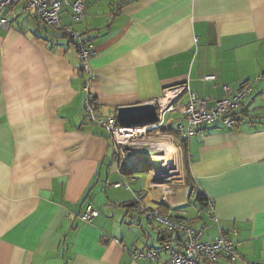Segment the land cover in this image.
<instances>
[{
  "label": "crops",
  "instance_id": "obj_1",
  "mask_svg": "<svg viewBox=\"0 0 264 264\" xmlns=\"http://www.w3.org/2000/svg\"><path fill=\"white\" fill-rule=\"evenodd\" d=\"M24 1L0 27V264H168L164 253L154 262L131 255L179 244L178 232L158 234L128 206L134 193L204 229L202 241L224 233L247 263L264 261V0H83L78 23L68 10L59 22L92 45L89 79L66 36L22 12ZM245 82L253 90L232 129L206 126L181 142L182 178L165 196L146 171L132 173L129 190L112 187L126 175L108 133L84 115L85 89L101 117L116 118L172 86L187 84L213 106ZM180 123L168 113L160 130L176 137ZM88 204L98 216L85 223Z\"/></svg>",
  "mask_w": 264,
  "mask_h": 264
},
{
  "label": "built area",
  "instance_id": "obj_2",
  "mask_svg": "<svg viewBox=\"0 0 264 264\" xmlns=\"http://www.w3.org/2000/svg\"><path fill=\"white\" fill-rule=\"evenodd\" d=\"M21 0H0V27L7 29L10 22L16 19L12 8ZM68 10L72 23L79 22L85 10L83 0H25L22 12H33L46 25L56 31H63L70 45L76 50L80 63V71L91 76L90 59L93 47L84 40L79 31L73 27H62L59 22L60 12ZM213 76H206L204 80H212ZM261 77L255 79L260 80ZM225 96L217 100L213 106L197 97L187 84H180L164 89L161 97L150 104L154 105L158 122L156 124L136 128H121L114 117H101L98 105L93 96L85 89L83 112L86 119L100 126L108 133L114 146L113 158L120 166L126 179L112 184L114 188L123 187L129 190L132 173L146 171L151 180L159 185L165 196L173 182L182 178L180 164L181 142L192 136L203 137L206 126L219 124L224 129L235 126L234 113L241 107L244 99L252 92V83H243L233 93L225 87ZM188 96L185 104L179 100L183 95ZM177 112L183 123L175 128L176 137L161 132L164 117L168 113ZM149 167V168H148ZM201 195V194H199ZM202 196V195H201ZM135 210L143 212L146 217L157 224L158 234L178 232L181 236V248L162 245L160 251L131 253L134 259L142 258L148 261H159L162 253L166 254L168 264H202L213 263L224 259L226 264H249L238 253L235 245L221 233L214 241H202L204 229H195L177 217H168L156 209L143 205L139 193L133 194L132 201ZM205 212L212 221H216L214 206L207 199ZM98 216V210L88 204L84 207L80 220L88 223ZM257 264H264V261Z\"/></svg>",
  "mask_w": 264,
  "mask_h": 264
},
{
  "label": "water",
  "instance_id": "obj_3",
  "mask_svg": "<svg viewBox=\"0 0 264 264\" xmlns=\"http://www.w3.org/2000/svg\"><path fill=\"white\" fill-rule=\"evenodd\" d=\"M116 120L121 128L144 127L158 122L156 110L152 104L119 108ZM128 206H133V203Z\"/></svg>",
  "mask_w": 264,
  "mask_h": 264
},
{
  "label": "trees",
  "instance_id": "obj_4",
  "mask_svg": "<svg viewBox=\"0 0 264 264\" xmlns=\"http://www.w3.org/2000/svg\"><path fill=\"white\" fill-rule=\"evenodd\" d=\"M78 23V22H77ZM63 35H65V33L63 32V31H60ZM66 36V35H65ZM82 36V35H81ZM82 38L84 39V37L82 36ZM85 40V39H84ZM253 82V81H252ZM246 83V82H245ZM247 83H249V82H247ZM242 85V84H241ZM162 130H163V128H162ZM197 199L199 200V201H201L202 202V206H203V208H205V206H206V203H207V199L205 198V197H203V196H201V195H197ZM133 208L135 209V207H134V205H133ZM205 211V210H204ZM137 212H139V213H141V214H143V215H145L143 212H140V211H137ZM146 216V215H145ZM177 218H179V217H177ZM181 220H183L186 224H188V225H190L189 223H187L184 219H182V218H180ZM171 233H176V232H171ZM164 234H166V233H164ZM179 240H178V242H179V244H178V247L177 248H181V236H180V234H179V238H178ZM164 241V240H163ZM164 243H165V241H164ZM167 245H169V244H167Z\"/></svg>",
  "mask_w": 264,
  "mask_h": 264
},
{
  "label": "rangeland",
  "instance_id": "obj_5",
  "mask_svg": "<svg viewBox=\"0 0 264 264\" xmlns=\"http://www.w3.org/2000/svg\"><path fill=\"white\" fill-rule=\"evenodd\" d=\"M40 24V26H46V24L44 23V22H42L41 21V23H39ZM47 26H49V25H47ZM49 27H51V26H49ZM52 28V27H51ZM56 31V30H55ZM138 175H136V177H137ZM183 216H184V213H183Z\"/></svg>",
  "mask_w": 264,
  "mask_h": 264
}]
</instances>
